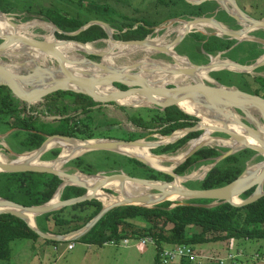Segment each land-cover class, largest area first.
<instances>
[{
	"label": "trees",
	"instance_id": "1",
	"mask_svg": "<svg viewBox=\"0 0 264 264\" xmlns=\"http://www.w3.org/2000/svg\"><path fill=\"white\" fill-rule=\"evenodd\" d=\"M116 2L114 6L121 13L109 17L106 14L110 13L111 5L107 2L101 6L94 5L93 9H90V5L82 4V0H0V11L3 14L22 13L24 14L23 20L40 16L43 21L53 24L63 33L74 32L88 21L100 19V21L107 23L119 32L114 34V39L141 40L152 32V28L158 27L162 22L179 18V16L184 18V21L190 20V17H211L215 12L214 10L218 8L215 1H206L200 5H190L184 0H116ZM122 6L131 7L134 12L139 10L143 16L142 19L130 17L125 12L123 13L120 9ZM145 11H148V13ZM139 12L135 13L138 14ZM90 13L98 14L96 16L93 14L90 17ZM218 13L215 17L219 19L225 17L227 22H233V19L228 17L225 12L218 10ZM148 15L152 16L148 17ZM55 37L58 40L92 43L99 39H106L107 34L100 25H93L73 37L58 33H55ZM192 37L199 48L201 47L206 54L213 56L225 51L222 56L229 58L230 52H238L241 48L240 44L232 48L235 40L224 36L219 38L195 32ZM246 50L252 53L251 55L254 57L247 63H240L242 65L254 64L256 58L264 52L256 43H247ZM201 55L208 62L207 57L204 54ZM89 58L97 59L95 56H89ZM261 69H264V65L255 71ZM209 76L219 84L227 86L235 84L231 81H223V76L230 80H237L235 86L239 89L253 95L257 94V96L264 99V77L253 76L252 82L258 87L250 89V82L247 79L250 74L221 70L217 73L210 72ZM117 86L121 89L125 88V86L119 84ZM67 95L72 96L73 99L63 102L62 97ZM95 105L97 103L90 97L80 93L69 91L49 93L41 101L31 106V110L36 109L43 115L44 113L48 115L64 114L81 108L86 109V107H90V110L86 109L84 111L86 113L82 117L46 124L41 122L36 115L28 114L27 116L26 111L19 108V104L12 96L9 88L0 86V125L7 127L8 130L14 129L12 134L15 135L18 144L24 149L20 154L36 150L44 142L45 137L54 134L70 136L80 140L109 138L103 136V133L99 131L104 129L105 121L110 119V126L112 124L119 125L120 123L113 122V117H108L109 115H105L101 123L96 122L95 115L97 116L107 110L110 111L112 108L93 109L92 107ZM114 108H118L123 112H126L127 109L123 106H115ZM181 108L184 107L181 106ZM184 109L188 110L187 108ZM139 110L146 113L150 112L149 120L145 116H141ZM127 116L129 122L138 131L129 132L126 140L141 139L147 134L168 136L175 131L192 127L198 120L196 117L183 113L175 105H169L164 110L158 108L148 109L147 107L137 108L134 114H127ZM20 133L23 135L18 138ZM200 133V131L188 133L175 143L155 148L152 153L155 155L176 153L189 140L198 137ZM222 151L225 150L216 147H202L179 164L174 172L178 175L190 174L199 166L211 164L222 154ZM58 154L59 149L54 148L48 151L47 154L44 153L40 160H52ZM253 155H255L254 151L243 149L228 156L214 166L203 180L199 181V187L194 189H212L228 184L243 172L246 163ZM47 156H50V158L48 159ZM123 157L126 164L130 165V167L125 168V171L123 170L129 176L151 180H172L171 177L147 168V166L133 158ZM84 158L85 154L74 158L68 162L67 166L75 168L84 175H95L97 171L89 168L90 165ZM262 160L261 156L254 159L256 164ZM123 166L124 164H121L118 168L121 170ZM61 182L60 178L51 174L1 172L0 197L22 206H39L52 199ZM252 192L253 189H250L244 192L240 198L245 199ZM84 193L85 189L83 188L66 186L60 193V199L67 200L81 196ZM98 200L105 199L98 198ZM98 200L92 199L35 216V226L40 232L49 234L62 235L79 230L102 209V203ZM211 202V200H186L183 202L185 204L174 202L176 206L171 209H167L173 203L170 201H164L152 208L135 205L115 207L106 212L86 234L80 236L76 241L87 245L102 246L111 241L119 242L125 239L138 241L150 238L155 247L153 264H164L160 255L166 247L196 246L229 240L264 239V197L244 207H235L228 203H219L210 208L197 206L198 204L207 205ZM66 208L75 212H67ZM138 219L141 222H138ZM39 238V235L22 219L10 214H0V260L9 259V246L12 241L16 239L36 241ZM44 242L54 245L59 244V242L53 240H44ZM167 264L194 263L187 258H182L177 262Z\"/></svg>",
	"mask_w": 264,
	"mask_h": 264
},
{
	"label": "water",
	"instance_id": "2",
	"mask_svg": "<svg viewBox=\"0 0 264 264\" xmlns=\"http://www.w3.org/2000/svg\"><path fill=\"white\" fill-rule=\"evenodd\" d=\"M186 3L190 5H200L206 1H215L220 4L231 18L237 21L240 24V29L231 30L223 27L218 21H216L212 17H196L192 18L188 21L182 20L175 22H184V23H196V24H204L205 26H210L216 29L219 33H214V35H220L227 37L229 39L240 40L243 36H245L249 31L256 29H264V20H257L249 17L246 13L241 11L238 7L236 0H184ZM1 15H5L1 13ZM8 19V18H7ZM11 25L14 27L18 26L15 23L8 20ZM97 25L104 30L107 34V37L112 42H117L124 45H132V46H145L147 39L146 37L141 40H115L112 37V31L109 25L103 21L93 20L89 21L87 24L80 27L78 30L70 33H63L56 26H53L54 31L52 32V37L54 39L53 43L60 42H72L79 45H86L88 43H82L74 40H58L55 37V33L64 34L69 37L76 36L83 32L90 26ZM190 32H186L184 34H177L176 38L169 44H165L162 46H152V49L156 53H164L168 55L169 49L173 50L178 44L181 43L183 38ZM0 56H3V52L6 49L9 42H15L19 46L26 47L28 49H35L42 54L48 55L55 64L56 69L59 72V77H56L54 74L45 71V69L39 68L34 69L32 64L20 63V62H12L16 63L13 67L17 68V72L19 75L22 72H25L26 75H21V77H26L31 75V80L34 84H39L38 87H34L35 85L21 87L18 85L15 80L11 77V71L6 69L0 64V77L4 80L0 82V86H6L11 91L12 96L17 100L19 104V108L26 111V114L36 115L37 118L43 123H54L60 120L62 117L66 116H76L84 112L86 109L72 112L63 116L56 115H43L38 110H31V106L41 101V99L48 95L49 93L55 91H69L73 93H80L90 97L97 105L93 106V109L98 108H114L115 106H123L127 108H145L151 107L154 105L155 108L160 110H164L169 105H175L181 110L183 113L196 117L198 120L195 125L189 128L181 129L180 136L173 139L170 142L164 141H156V142H148L145 141L148 137L154 136L150 134L142 139L136 140H119V139H90V140H80L76 138H72L69 136L54 134L48 136L44 142L41 144L39 148L34 151L26 152L22 154L15 155L17 159L19 156L24 154H30L33 152H38V159L40 160L41 156L48 150L44 149V146L47 142L56 140L58 142L71 144L72 142H93L90 145H87L86 150L80 155L90 152V151H109L118 153L130 158L137 160L148 168L154 169L158 172H161L165 175H168L172 178L171 181H163V180H146L140 179L132 176H128L125 173H112L109 175H105L104 173H97L95 175H85L86 177L98 176L100 175L102 179L98 182H95L91 187L84 184V182L77 179L76 174L68 173L61 169L64 163L72 158L61 159L62 152L53 160L44 161V162H61V165L57 167V169L45 168L44 166H30V165H14L11 161L10 163L0 162V172L3 173H24V172H34V173H45L55 175L61 179V184L57 188L55 194L52 199L39 206H22L10 200H6L0 197V214H10L19 219H22L26 222L38 235L40 238L44 240H53L57 242L68 241V240H76L80 236L86 234L94 224L109 210L119 207V206H127V205H135L140 207L152 208L164 201H170L167 197L172 195L181 196L187 200H211L212 202L219 203H228L235 207H244L251 203L256 202L260 198L264 197V99L260 96L253 95L247 93L243 90L237 89V87L224 86L219 84L216 81L208 82L209 84H204L203 81L194 82L189 84H185L183 86H177L175 84L168 85H153L145 80H143L138 73H130L129 71L132 69H139L144 74H152L150 70L141 67L140 62H135L129 66H120L117 67L114 64H106L103 61V55L100 53L89 52L86 53L88 56H95L100 59V61H94L89 59L88 57L82 56L78 57V59L70 58L64 54H62L53 44H50L46 40L42 39H34L32 37H26L24 35H10L7 33L0 34ZM102 40V39H100ZM99 41V40H97ZM175 53V52H174ZM176 54V53H175ZM185 58V57H184ZM187 59V58H186ZM213 59V58H212ZM212 59L206 65H194L191 64L188 59L187 61L190 64V68L181 69V70H172L169 73L174 75H186L192 76L194 72L197 70H205L207 74L211 71L225 69V67H218L214 70L211 66ZM9 60V59H8ZM173 60V59H172ZM232 64L236 70H232L238 73H249L255 68H257L261 63L256 61L253 65L250 66H241L234 62H223ZM11 64V63H10ZM159 68V67H158ZM231 70V69H229ZM117 84L125 86V89H119ZM102 89H113L115 91H110L104 93ZM123 97L129 98H139L146 100L149 105H126L120 104L118 99L120 100ZM186 104L188 106V110L181 108L180 104ZM25 105V106H24ZM224 105H230L231 107H239L241 105H248L253 107L258 111L261 123L257 127H250L246 123H244L241 118L236 114L238 118L233 116L230 110L224 109ZM240 109V108H238ZM227 111V112H225ZM30 116V115H29ZM231 116V117H230ZM233 117V118H232ZM244 119V118H243ZM228 120H234L236 126L242 129V133L234 130L233 128H229L226 126ZM218 124V125H217ZM205 130H209L211 133H222L228 136V138L232 139V141L236 143L242 144L241 147L234 149L229 147L228 150L217 157L212 164H209L207 172L201 177V180L206 176V174L214 168L219 162L228 156L233 155L234 153L243 150L250 149L255 152V155L250 159H254L257 156H261L263 158L261 165V170L255 174L249 171V168L246 167L243 172L233 181L228 184L212 189H188L186 187H174V181L176 178H186L188 175H178L174 172V169L178 166L176 165L171 171L159 170L156 168H152L150 163L136 155H129L125 152H121L120 150L123 147H135V148H145L149 151V149L157 148L160 146L168 145L179 141L183 136L191 132L200 131L198 137L191 139L196 140L200 138ZM176 132V131H175ZM163 137H172L173 134ZM249 137L253 142L246 143L245 137ZM213 139H221V138H213ZM202 148L199 146L187 152L184 156L182 162H184L188 157L194 154L197 150ZM151 153V152H150ZM152 154V153H151ZM155 157H159L162 161H165L167 157L164 155H155ZM76 157V156H75ZM41 161V160H40ZM181 162V163H182ZM105 175V176H102ZM198 179V178H197ZM109 182H117L119 185H123L124 183L128 184H136L141 187H145L148 191L154 192H146V194H139L137 196H123L122 200L112 202L109 205H104L102 202V209L100 212L94 216L90 221H88L84 227L79 230L70 231L66 234L62 235H54L48 233L40 232L35 223L30 224L29 215H31L32 220L34 221V217L48 213L54 210H58L60 208L69 207L75 204L83 203L85 201H90L92 199H96V192L103 191L106 183ZM66 186H76L85 189V193L81 196L69 198L67 200H57L53 202V198L55 196L59 197L60 191ZM168 188V189H165ZM253 189V192L245 199L239 198L244 192ZM104 192V191H103ZM158 199H153L152 196H159ZM237 199L239 201L233 202L232 199ZM185 204V203H181ZM201 207H208V205H197Z\"/></svg>",
	"mask_w": 264,
	"mask_h": 264
},
{
	"label": "rangeland",
	"instance_id": "3",
	"mask_svg": "<svg viewBox=\"0 0 264 264\" xmlns=\"http://www.w3.org/2000/svg\"><path fill=\"white\" fill-rule=\"evenodd\" d=\"M137 1H139V0H137ZM106 2H107V4L111 5L110 10H109L110 13L106 14L107 17L121 13V12L117 11L118 9L114 6V3H117L116 0H82V4L90 5V7H91L90 9H93L92 7L94 5L101 6V5L105 4ZM237 2L240 6H242L245 9L244 11H246V12L248 11V13H250L252 16L256 15L257 17H261V16L264 17V0H237ZM147 5H145V6H147ZM120 9L123 13L125 12L130 17H137L138 19H142V17H143L142 13L139 12V10L135 11L136 13L139 12L138 14H136L134 11H132L133 9L131 7L122 6V7H120ZM145 12L148 13V11H145ZM93 14H94V16H96L98 13H90V17ZM4 16H5V18H8L11 22L15 23L18 26H20L21 24L27 25V27L25 29L26 33L29 34L30 37H32L34 39L42 40V39L48 38V32H46L43 29V25L44 24L51 25V23L43 21L41 19L42 17L33 16L29 20H23L22 17L24 16V14H22V13L21 14L20 13H9V14H5ZM151 16L148 15V17H151ZM192 18L193 17H190V19H192ZM177 19H178V21L185 20L184 18H180V16H179V18L177 17V18H173L171 20H167L165 22H162L158 27L152 28V32L147 37L154 39V38L163 36L164 34H166V32H168L169 29L175 28L177 25L178 26L180 25L179 24L180 22L174 21ZM214 19L216 21L227 23V24L230 22V21L227 22L225 17H222L221 19H219L218 17H215ZM90 21H93V20H90ZM208 30L212 31L211 29H206V31H208ZM111 31H112V37L113 38H114V34L119 33L113 28H111ZM195 32H198V31H191L190 33H188L183 38V40L181 41L182 45L176 46L173 50L178 56L187 58L191 64L199 65V64H196L195 61L201 63V62H205L206 59H205V57H203L201 55L203 53H201L200 48L195 43V41L192 37V34ZM176 36H177L176 33L169 32V34L166 35V39H165L166 44L171 43L176 38ZM107 39H108V37L106 39H103V40H107ZM0 42H1V40H0ZM247 43H254V42L237 43L235 41V44L232 46V48L240 44L241 48L239 49V51L238 52H234V51L230 52L229 58L222 56L221 59H225V60L228 59L231 62H235L236 64H239L241 66L253 65V64H249V65L240 64V63H247L248 61H250L254 57L251 55L252 53H250L246 50ZM256 44L258 45V47H260V45L258 43H256ZM91 45L95 50H104L106 48V44L104 42H101L100 39H99V41L92 42ZM238 54H242L244 56V58L238 59V57H237ZM263 54H264V52H263ZM72 55H74V56H85V57L89 58V56L87 54L80 52V51L73 52ZM208 56L212 57V55H210V54ZM141 58L148 60V62H150V64L151 63H159L160 65H162L161 63L168 64V65L173 64L172 59L167 54L156 53V52H148L146 54L144 52L143 53L136 52L133 54H125V55L122 54V55L114 58L112 60V62L116 66H129V65H132L133 62L135 63V62H137V60H139V59L141 60ZM258 58H256V60ZM89 59H91V58H89ZM207 59H209V58L207 57ZM27 60H28V58L25 54L18 55L17 57H12V58H8L7 56H0V62L2 64H4L3 67H6V69L10 70L11 71V73H10L11 77L17 81H20V80L22 81L23 79H28L32 76L29 75L26 77H21V75H26V73L22 72V74L19 75L17 72V68L13 67V65H15L16 63L12 64V62H20L22 64V63H25ZM91 60L98 62L99 58H97V59L95 58V59H91ZM225 60H220V61H225ZM40 61L44 62L43 60H40ZM26 65H27V62H26ZM203 65H206V64H203ZM41 66L45 69L51 68L52 73L54 74L53 68H56V64L51 58L48 57L46 62L41 63ZM147 66H149V65L145 64V66H143V68H147ZM261 67H263V66H259V67L255 68L254 70H252L251 72L253 75L250 74V77L247 78L248 81L250 82V87H251L250 89H254V88L258 87L255 83L252 82V77L256 76V74H258V73H263L264 69H261L260 72L255 71L256 69L261 68ZM154 68H156V69H154L155 71H158V69H159L156 66H154ZM152 70H153V66H152ZM220 71L221 70H216L215 73L220 72ZM129 72L130 73H138L139 75L144 74V73H139V72H141V70H139V69H132ZM150 72H151V70H150ZM211 72H214V71H211ZM242 73H245V72H242ZM209 74H210V72L207 75L209 78H211L209 76ZM245 74H249V73H245ZM56 75H58V74H56ZM146 75H149V74H146ZM223 81H231L235 85L238 82L237 80H234V79L230 80L229 78H227L225 76H223ZM0 82H2V81H0ZM188 83H192V82L189 81L188 79H186L184 84H188ZM203 83L207 84V85L209 84L207 80H203ZM235 85L230 86V87H237ZM224 86H227V85H224ZM237 89H239V87H237ZM154 108H155L154 105H151V107H148V109H154ZM136 110H137V108H132V109L127 108L126 112H123L118 108L117 109L112 108V109H110V111H108V110L104 111L103 113H100L97 116L95 115L94 117H95V121L98 123L102 122V119L105 117V115H109L108 117H113L112 118L113 122H116V123L118 122L120 124L119 125H113L112 124V126H110V119H109V120L105 121L104 129H100L99 131H101V133H103V136H105V137H111V139L126 140L129 132H137L138 131L134 126H132V124L129 122V120L127 118L128 117L127 114L132 115L136 112ZM230 111L234 114H237L241 118V120L244 123H246L247 125H249L250 127H257L261 123V118H260V115H259L257 110L253 113V116L251 119L246 118L243 111H241L240 109H238L236 107H231ZM138 112H140L141 116H145V118L147 120H149V115L151 114L150 112L146 113L143 110L142 111L139 110ZM235 118H237V117H235ZM254 124H255V126H254ZM6 132H7L6 127L3 125H0V153L7 161H10V160L12 161L13 159L16 158V157H14V155L15 154L18 155L24 149L20 144H18V139L15 137V135H13V134L7 135ZM210 136H211V138H221L222 140L232 141V139L228 138L227 135L222 134V133H218V134L211 133ZM161 137L162 136L159 134H154L153 137L150 136L145 141H148V142L161 141L162 140ZM95 139H103V138H95ZM105 139H107V138H105ZM187 144H188V142H187ZM187 144L183 148L179 149V151L180 152L186 151L188 148ZM57 147H58V145L54 146L53 148H57ZM202 147L222 148L225 150V151H222V154L225 153L229 148L228 146L217 143V142H212V143H209V145H204ZM152 150H154V149L150 150L151 153H152ZM179 151H177L176 153L163 154V155L165 157H175L178 153H180ZM10 152L13 153L14 155H12ZM47 158L49 159L50 156H47ZM128 158H130V157H128ZM84 159L90 165L89 168H92L93 171H99L97 173H111L108 171H110L112 169H117L118 166H120L121 164L122 165L124 164V166H123L124 169L122 168L121 170L125 171V168H127L128 166L130 167L129 164H126V160L124 159V157L122 155H119V154H116L113 152L98 151V150L92 151V152L87 153L85 155ZM254 159L248 160L245 167L256 164ZM262 161H260V162H262ZM161 163L164 164L165 166H168V167L170 165H172L170 161H166V160L162 161ZM207 166H209V164H204L202 166H199V168L195 169L190 174H186V175H192L194 172H199L201 170V168L207 167ZM66 167L67 166L62 167V169H65ZM71 171H73V170H71ZM105 175H107V174H105ZM105 175H102V176H105ZM136 178L146 179V178H141V177H136ZM146 180H151V179H146ZM163 181H166V180H163ZM199 181H201V179H197V177H193L191 180H186V181L180 183L179 186L186 187L188 189H194V188L199 187ZM61 191H60V193H61ZM103 191L99 192L98 196L96 197V198L105 199V200H101V201H105V202L106 201H113V199H115L116 197L119 196V194H117L115 191H113L111 189H103ZM147 192H154V191H147ZM59 200H61L60 197H59ZM183 201H186V199H184ZM178 204H181V202ZM218 204H219V202H211L207 205L210 208V207L216 206ZM175 206H176V204H174V202H173L167 209H171ZM66 211L68 212L69 208H66ZM69 212L74 213L75 211L70 210ZM138 222H141V221L138 219ZM54 235H61V234H54ZM41 240L42 241H40V243L36 242V241L27 240V239H16V240L12 241L10 243V246H9V248H10L9 259L8 260H0V264H153L154 263L155 247L153 246L152 243H147L149 241H147L145 243V245L142 246L141 244L138 243L142 239L140 241L139 240L138 241L129 240V241H133L134 243H130L128 245L129 247H127V248L114 247V246H110V247H107V246H103V247L98 246L97 247L96 246L94 248H86L84 246L85 244L77 242L76 240L62 241V242H59L60 245L57 246V245H54L51 243H45L44 239H42V238H41ZM123 241L124 240L116 242V245L117 246L124 245L125 242H123ZM70 242L74 243L75 249L64 250V246ZM227 242H228L227 244H223V242H216V243H209V244H202V245L193 246L194 251H195L197 256L194 258L193 261H191V260L190 261L194 264H216L217 258H227L228 257L227 255H229V253H232L233 255L236 256V257H234V262H235L234 264H264V239H258V240L256 239V240H248V241L247 240H229ZM166 248H170V247H166Z\"/></svg>",
	"mask_w": 264,
	"mask_h": 264
},
{
	"label": "bare ground",
	"instance_id": "4",
	"mask_svg": "<svg viewBox=\"0 0 264 264\" xmlns=\"http://www.w3.org/2000/svg\"><path fill=\"white\" fill-rule=\"evenodd\" d=\"M8 20L9 19L5 18L4 15L0 14V34L2 32V33L10 34V35H21L22 34L26 37H30V35L27 34L26 30H25L27 25L21 24L20 26L14 27L13 25L10 24V22ZM184 22H180L179 26L177 25L175 28L169 29L168 32H166V34H164L163 36H160V37H157L154 39H152V38L147 39L145 46H142V47L132 46V45L128 46V45L120 44L117 42H112L111 40L107 39V40L102 41L106 44V48L104 50H95L92 47L91 43L90 44L88 43V44L83 45V46L79 45V44L72 43V42H60V43L55 42V43H53L54 39L52 37V32L54 31V28H53L52 24L51 25H47V24L43 25L42 24V25H43V29L46 32H48V38H46L44 40H46L50 44H53L62 54L66 55L70 58L78 59V57L80 58L82 56H74V55H72L73 52L80 51V52H83L85 54L89 53V52L100 53L103 55V61L106 64H113L112 60L114 58L122 55V54H124V55L125 54H133L136 52H141V53L144 52L146 54L148 52H154L152 49V46L165 45L166 44V42H165L166 41L165 40L166 35H168L169 32L176 33V35L177 34L181 35V34H184L186 32H191V31L203 32V31H206V29L211 28V29H213V31H215L216 34L219 33L216 29H214L210 26H205L204 24H196V23H192V22L191 23H184ZM217 36H220V35H217ZM22 54H25L27 56L28 60L26 62L32 64L34 69H38V67L45 69L41 66V63L46 62L48 55L42 54L35 49H28L26 47L19 46L15 42H13V43L9 42L2 55L7 56L8 58H12V57H17L18 55H22ZM168 56L171 59H173L172 60L173 64H171V65L170 64L169 65L163 64V63H161L162 65H160L159 63H151L152 64L151 65L150 62H148V60H145L142 58H141V60L140 59L137 60V62L141 63V67L145 66V64H148L149 66H147L146 69L151 70V72L153 71L152 74H149V75L141 74L139 76L143 80H145L146 82L153 84V85H159V86L168 85V84H175L177 86H183V85H185L184 82L186 81V79H188L191 82L192 81L200 82L203 80H207L208 82L209 81L212 82V80H210V78L208 77L207 72L205 70H197L196 72H194V74L192 76H186V75H178L177 76L174 74H170L169 72L172 70L187 69V68H190L191 66H190V64L186 58L178 56L177 54L174 53V50L169 49ZM40 60H43L44 62H41ZM262 61H264V57L258 60V62H260V63ZM223 62H227V61H220L218 58H213L212 63H211V66L213 67L212 70H214L220 66L223 68L225 67V69H221V70H228L231 72H234L232 70H236V69H234L235 67L232 64L223 63ZM0 64L2 66H4V64H2L1 62H0ZM152 66H153V70H152ZM154 66L159 67L158 71L154 70V69H156V68H154ZM117 67H120V66H117ZM229 69H231V70H229ZM53 70H54L55 76L59 77L60 75H59V72L57 71V69L53 68ZM45 71L52 73L51 68H46ZM56 74H58V75H56ZM52 75H53V73H52ZM0 81H4V80L0 77ZM15 82L18 85H20L21 87L22 86L25 87L27 85L28 86L35 85L34 87H38V85H39V84H34L31 80V77L28 79H23L22 81L21 80L20 81L15 80ZM102 90L104 93H107L110 91H115L113 89H102ZM118 102L120 104H126V105H149L146 100L139 99V98H129V97H123L120 100L118 99ZM180 106L188 109V106L184 103L180 104ZM223 108L224 109L226 108V110L228 111V110H230L231 106L230 105H224ZM237 108H240V110L243 111L246 118H248V119L249 118L251 119L253 116V113L256 111L253 107L248 106V105H241ZM227 111H225V112H227ZM235 115L236 114H233V116H235ZM235 117H237V116H235ZM226 126L229 128H233L234 130H236L238 132H241V133L243 132L240 127L236 126L234 120H228L226 123ZM254 126H255V124H254ZM178 136H180V132L176 131L172 137H163L162 140L164 142H170L173 139L177 138ZM245 141H246V143H252L253 142L247 136L245 137ZM212 142H217V143L226 145V146L234 148V149H237V148L242 146V144H240V143H238L239 145L236 146L237 143L234 141H226V140H222V139H213L210 136V131L205 130V133L200 138H198L196 140H192L187 144L188 148L186 151H184V152L179 151L180 152V153H178L179 155L177 154L175 157H167L165 159L166 161L171 162L172 165H170L169 167L165 166L164 164L161 163L162 162L161 158L153 156L145 148L140 149V148H135L132 146H129V147L126 146V147H123L120 151L125 152L129 155H136V156H140V157L146 159L150 163L152 168H156L159 170H165V171H171L172 168H174L176 165H179L183 161L184 156L187 152H189L190 150L197 148L199 146L209 145V143H212ZM91 143H93V142H87V143L72 142L71 144H66V143L58 142L56 140H52V141H49L45 144L44 149L49 150L56 145L64 147L63 152H62V158H61L63 160V159H67V158H71V157H75V156L80 155L81 153H83L86 150L87 145H90ZM38 154H39L38 152H33L30 154H24L22 156H19L12 163L14 165L44 166L45 168H50V169H57V167H59L61 165V162L40 161L38 159ZM0 162L10 163L11 160L7 161L0 153ZM261 165H263V163H260L257 166L253 164V165H251L252 167L251 166H247V167H251V168H249V171L257 174L262 168ZM207 170H208V167H203V168H201V170L199 172H194L192 175H188L189 177L176 178L173 186L175 188L176 187L178 188V187H180L179 186L180 183H182L186 180H191L193 177H197L198 179H201V177H203V175L207 172ZM76 176H77L78 180L84 182L85 185L90 186V187L95 182H98L102 179V177L100 175L86 177L85 175H83L81 173H77ZM104 189H111V190L115 191L117 194H119V196L116 197L115 199H113V201H106L105 202V201L99 200L104 205H109L112 202L122 200L123 196L124 197H126V196L127 197L128 196H137L139 194H146V192L148 191L147 188L141 187L140 185L128 184V183H124L123 185H119L117 182L106 183ZM165 189H168V188H165ZM99 192H101V191L96 192L95 197L98 196ZM158 197H160V195L159 196H152L153 199H158ZM167 198L171 202H178V203L184 202L183 201L184 198H182L181 196H178V195L168 196ZM57 200H58V197L55 196L53 198V202H56ZM232 201L237 202L239 200L233 198ZM28 220H29L30 224L34 223L31 215H29Z\"/></svg>",
	"mask_w": 264,
	"mask_h": 264
},
{
	"label": "crops",
	"instance_id": "5",
	"mask_svg": "<svg viewBox=\"0 0 264 264\" xmlns=\"http://www.w3.org/2000/svg\"><path fill=\"white\" fill-rule=\"evenodd\" d=\"M236 2H237V0H236ZM217 3V2H216ZM218 4V3H217ZM237 4H238V2H237ZM238 6L240 7V9H241V11H243L244 13H246L249 17H251V18H253V19H257V20H264V17H257L256 15L255 16H252L250 13H248V11L246 12V11H244L245 9L242 7V6H240L239 4H238ZM218 10H220V11H223V8H222V6L220 5V4H218V8L216 9V10H214L215 12H214V14L211 16L212 18L214 17L215 18V16H216V14L218 13ZM223 12H225V11H223ZM225 14L228 16V17H230L226 12H225ZM231 18V17H230ZM233 19V18H232ZM219 22V21H218ZM223 27H225V28H227V29H231V30H237V29H239L240 28V24L237 22V21H235L234 19H233V22H229L228 24L227 23H223V22H219ZM208 29H211V28H208ZM212 31H203V32H197V33H201V34H203V35H206V36H216V37H219V38H222L223 36H217V35H214V33H215V31H213V29H211ZM234 40V39H233ZM101 42L103 41V39L102 40H100ZM237 43H241V42H254V43H258L259 45H260V47L264 50V29H256L255 28V30H252V31H249L245 36H243L242 37V39H240V40H235ZM183 43V42H182ZM179 46H181L182 44L180 43V44H178ZM177 45V46H178ZM200 51H201V53H203L206 57H208L209 59H208V62H201V63H199V62H196L195 61V63L196 64H199V65H203V64H207V63H209L210 62V60L212 59V58H218L219 60H225V59H221V57H222V54H224L225 53V51L224 52H220V53H218L216 56H213L212 55V57H209L208 55L209 54H206L204 51H203V49L200 47ZM238 59H242V58H244V56L242 55V54H238ZM264 57V54L263 55H261L256 61H258L259 59H261V58H263ZM225 61H230V60H228V59H226ZM255 61V62H256ZM231 62V61H230ZM235 63V62H234ZM264 65V61H262L261 62V64L259 65V66H263ZM258 66V67H259ZM215 72V71H214ZM260 72V71H259ZM249 74H252V72H249ZM253 75V74H252ZM256 76H261V77H264V71H263V73H258V74H256ZM210 80H212V81H215L214 79H212V78H210ZM6 134L8 135L9 134V132L7 133L6 132ZM48 151V150H47ZM90 152H92V151H90ZM87 153H89V152H86V154ZM12 154V153H11ZM85 154V155H86ZM76 172H78V173H80L79 171H76ZM97 172H99V171H97ZM97 174V173H96ZM104 174H107V173H104ZM59 197H60V195H59ZM59 197H58V200H59ZM98 199V198H97ZM77 240V239H76ZM32 241V240H31ZM40 241H42L41 240V238H39L38 240H36V242H39L40 243ZM70 243H73V242H70ZM228 242L226 241V242H223V244H227ZM69 244V243H68ZM67 244V245H68ZM74 244V243H73ZM58 245H60V244H57V246ZM67 245H65L64 246V250H73V249H75L74 248V245L71 247V249H68V248H66V246ZM129 245V244H128ZM128 245H119V246H114V247H124V248H127V247H129ZM86 248H94V247H96V245H87V244H85L84 245ZM103 246H107V247H110V245H102V247ZM144 246V245H143ZM98 247V246H97Z\"/></svg>",
	"mask_w": 264,
	"mask_h": 264
},
{
	"label": "built area",
	"instance_id": "6",
	"mask_svg": "<svg viewBox=\"0 0 264 264\" xmlns=\"http://www.w3.org/2000/svg\"><path fill=\"white\" fill-rule=\"evenodd\" d=\"M130 239H125L123 242L124 245H128L130 243H134L133 241H129ZM141 240V239H140ZM139 240V241H140ZM143 240V241H142ZM140 242H138L139 244H141L142 246L145 245V243L147 241V243H153V241L150 238H144L142 239ZM73 243H69L66 248L71 249V247L73 246ZM105 245H110V246H117L116 242H109ZM123 245V246H124ZM231 254V255H230ZM232 253H229V255H227V258H217L216 263L217 264H234V257H236L235 255H233ZM161 259L162 262L164 264L167 263H173V262H177L179 260H181L182 258L184 259H189L191 261L194 260V258L197 256L195 251H194V247L192 245H178V246H172L170 248H164L161 252Z\"/></svg>",
	"mask_w": 264,
	"mask_h": 264
},
{
	"label": "flooded vegetation",
	"instance_id": "7",
	"mask_svg": "<svg viewBox=\"0 0 264 264\" xmlns=\"http://www.w3.org/2000/svg\"><path fill=\"white\" fill-rule=\"evenodd\" d=\"M99 61H100V59H99ZM126 88V87H125ZM125 88H123V89H125ZM119 89H121V88H119ZM69 99H73V97L72 96H70V95H67V96H64V97H62V101L64 102V101H66V100H69ZM83 109H85V108H81V109H78V110H74V111H70V112H68V113H64V114H56V116H65V115H67V114H70V113H72V112H77V111H80V110H83ZM86 109L89 111L90 110V107H86ZM132 109V108H131ZM44 113V112H43ZM86 112H82L81 114H79V115H76V116H66V117H62L60 120H58L56 123H58V122H60V121H63V120H65V119H73V118H78V117H82V116H84V114H85ZM45 115H48V114H46V113H44ZM55 123V122H54ZM47 124V123H46ZM70 124H71V122H70ZM195 125V124H194ZM193 125V126H194ZM6 130H8L7 129V127H6ZM14 131V129H11V130H8L7 132H9V134L8 135H10V134H12V132ZM179 131V130H178ZM21 135H23L22 133H20L19 135H18V137L20 138L21 137ZM60 135V134H59ZM148 135H150V134H147V135H145L144 137H146V136H148ZM154 135V134H153ZM187 135V134H186ZM48 137V136H47ZM47 137H45V139L47 138ZM70 137V136H69ZM143 137V138H144ZM153 137V136H152ZM184 137V136H183ZM73 138V137H72ZM107 139H111V137H109V138H107ZM148 139V138H147ZM146 139V140H147ZM90 140V139H89ZM120 140V139H119ZM239 144L237 143V145L236 146H238ZM63 148L64 147H62V146H58L57 147V149H59V154L61 153V152H63ZM158 148V147H157ZM52 149V148H51ZM51 149H49L48 151H50ZM54 149V148H53ZM153 149H155V148H153ZM151 149H149V151H150ZM48 151H46L45 152V154H47L48 153ZM107 152H109V151H107ZM11 153V152H10ZM114 153V152H113ZM20 154V153H19ZM58 154V155H59ZM84 154H86V153H84ZM84 154H82V155H84ZM116 154H118V153H116ZM12 155H14L13 153H12ZM16 155V154H15ZM14 155V157H16ZM57 155V156H58ZM82 155H78V156H76L75 158H77V157H79V156H82ZM119 155H121V154H119ZM56 156V157H57ZM122 156H124V155H122ZM55 157V158H56ZM54 158V159H55ZM72 159H70V160H68L66 163H64L63 164V166L62 167H65V166H67V164H68V162L69 161H71V160H73L74 159V157H71ZM53 160V159H52ZM48 161H50V160H48ZM62 167H61V169H62ZM62 170H64V171H66V172H68V173H71L72 171L71 170H73V173L74 172H76V171H78V170H76L75 168H72L71 166H67L65 169H62ZM108 172H111V173H108L107 175H109V174H112V173H120V172H122V173H124V171L123 170H120L119 168H117V169H113V170H110V171H108Z\"/></svg>",
	"mask_w": 264,
	"mask_h": 264
},
{
	"label": "clouds",
	"instance_id": "8",
	"mask_svg": "<svg viewBox=\"0 0 264 264\" xmlns=\"http://www.w3.org/2000/svg\"><path fill=\"white\" fill-rule=\"evenodd\" d=\"M26 153V152H25ZM82 174V173H81ZM84 175V174H83Z\"/></svg>",
	"mask_w": 264,
	"mask_h": 264
}]
</instances>
